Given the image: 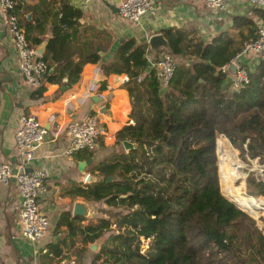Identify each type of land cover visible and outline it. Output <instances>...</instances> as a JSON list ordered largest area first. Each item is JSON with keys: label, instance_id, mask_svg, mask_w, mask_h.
Returning a JSON list of instances; mask_svg holds the SVG:
<instances>
[{"label": "trees", "instance_id": "1", "mask_svg": "<svg viewBox=\"0 0 264 264\" xmlns=\"http://www.w3.org/2000/svg\"><path fill=\"white\" fill-rule=\"evenodd\" d=\"M19 5L17 0L15 14ZM62 9L65 16L41 57L48 73L32 99L41 98L48 83L71 87L82 67L99 63L107 49L103 37L77 45L81 12L68 5ZM252 13L264 20L261 9L253 6ZM257 28L251 16L234 15L231 29L208 43L181 29H164L168 46L158 52L176 59L165 89L156 69L148 67L145 42L125 40L107 62L105 75L128 78L134 124L117 138L135 148L99 162V180L77 189L84 199L104 204L101 217L76 229L80 217L62 216L71 234L80 232L90 242L102 239L92 264H264V234L248 215L260 211L241 202L247 197L235 193L225 167H219L221 187L229 199L222 194L216 159V139L224 134L242 153L246 144L251 157L264 161V57L247 68L248 82L238 90L227 88L226 74L219 71L256 38ZM109 176L113 179L107 181ZM246 191L249 197L264 198V182L250 173ZM49 248L60 256L59 244Z\"/></svg>", "mask_w": 264, "mask_h": 264}, {"label": "crops", "instance_id": "2", "mask_svg": "<svg viewBox=\"0 0 264 264\" xmlns=\"http://www.w3.org/2000/svg\"><path fill=\"white\" fill-rule=\"evenodd\" d=\"M17 16L30 42L38 40L33 46L36 50L42 45L41 57L45 54L48 40L65 13L63 6L78 9L81 14L77 25V45L82 42L103 37L107 49L101 51L99 63H86L80 77L71 87L58 83L45 85L43 96L32 99L35 89L28 84L19 71L12 36L7 28V15L0 7V164L8 163L13 172L17 170L19 156L15 150V132L22 114L33 113L47 128L45 140L36 148L34 159L28 169H39L46 174L47 191L38 199L40 209L50 221V227L42 239L31 242L20 234L19 209L20 195L12 177L7 184L0 182V264H56L58 259L75 257L77 264H92L99 252L93 250L84 234H71L62 216L68 219L80 217L74 228H83L101 217L98 204L79 196L77 189L99 180L96 165L110 159L114 154L126 153L118 133L128 125H133L131 101L126 89V74L105 75L103 68L112 60L119 45L128 39L145 42L148 46L146 59L148 67L158 58L161 49L153 50L147 40L154 34H162L166 28L181 29L205 43L219 33L230 30L234 15H248L258 23L262 18L252 13L253 6L248 3H234L227 13H215L208 9L203 0H154V8L139 22H130L121 17L115 5L93 0L84 5L82 0H19ZM158 52V54H157ZM261 55L252 53L241 58L248 69H253ZM53 69V67H52ZM233 72L226 75V87L230 88ZM66 79H63V83ZM92 82L98 85L100 96L91 95L81 100L73 99L67 105V98L76 93L81 95ZM104 85L103 89L99 87ZM97 96L100 100L92 98ZM86 113L96 114L99 125L104 129L97 140L95 151H76L67 153L70 140L65 132L66 125L80 120ZM91 175L90 182L86 181ZM97 179V180H96ZM85 205V216L73 215L75 203ZM101 208H106L104 204ZM59 244L60 256L49 248Z\"/></svg>", "mask_w": 264, "mask_h": 264}, {"label": "built area", "instance_id": "3", "mask_svg": "<svg viewBox=\"0 0 264 264\" xmlns=\"http://www.w3.org/2000/svg\"><path fill=\"white\" fill-rule=\"evenodd\" d=\"M91 1L93 0H82V3L87 5ZM99 1L115 5L118 8L119 15L130 22H139L146 13L154 8V0ZM203 1L205 6L215 13H227L234 3H248L264 11V0ZM16 4L17 0H0V7L7 15V28L12 36L19 71L28 84L38 87L48 73V65L36 52V48L27 40L25 30L14 12ZM252 53L260 54L261 57H264V20L258 23L256 38L245 42L243 48L230 61L219 68L221 73L227 75L232 72L230 66L234 65L235 70L230 89L238 90L248 82V69L242 63L241 58ZM175 66V56L168 52H161L158 58L151 61L149 68L156 69L161 89H165L168 86L173 77ZM91 95L100 96L98 85L95 82H92L81 95L72 93L67 98V105H71L73 99L80 97L81 100H84ZM65 132L70 140L67 153L72 154L83 150L95 151L97 140L103 135L104 129L99 125L96 114L86 113L80 120L69 122L65 127ZM47 133V128L35 114H22L15 132V150L20 160L17 170L13 172L12 166L8 163L0 164V182L7 184L12 177L16 181L21 199L18 213L20 234L31 242H37L42 239L50 227L49 218L38 204V199L47 191L46 174L39 169H28V163L34 159L35 150L45 140ZM219 140L226 142L227 137L224 134H220L217 137V152ZM244 150L245 160L249 167L248 172L253 173L257 181L264 182V161L260 162L256 157H251L247 152L246 144H244ZM262 199L264 200V198ZM56 264H77V259L73 256L62 258Z\"/></svg>", "mask_w": 264, "mask_h": 264}, {"label": "rangeland", "instance_id": "4", "mask_svg": "<svg viewBox=\"0 0 264 264\" xmlns=\"http://www.w3.org/2000/svg\"><path fill=\"white\" fill-rule=\"evenodd\" d=\"M225 141H226V144L229 147V149H231L232 152H235V157L236 158L238 157L237 158V161L241 165H239V164L236 163L237 165L232 166L231 164L225 163V164L222 165V167H225L226 168L225 171H226V174L228 176V180L231 183V185L233 186V188H236V192L235 193L237 195H240V196H243V197H247L248 198L249 196H246L245 195V192L247 194V191H246V179H247V177H248V175L250 173L248 172V168L249 167L247 166L248 163L245 160V153H242L239 149H237L234 146H232L228 139L225 140ZM216 159H217V167H218V175H219V181H220V188H221L222 194L225 195L223 193L222 187H221L220 168H219V164H220V161L219 160L220 159H219V154H218L217 151H216ZM234 163H235V161H234ZM232 175H234V178L232 177ZM232 192L233 191H229V193H228L229 196L232 195L231 194ZM225 197H227V196H225ZM261 198H263V197H261ZM101 205H102V203H99L98 204V211H99L98 214H101L102 215V213L100 211ZM248 215L256 220L257 226L259 227V229L261 230V232L264 234V210L260 211L256 217L255 216H252L250 214H248ZM146 244H147V241H144L143 242V246H145V248H146ZM145 248H143V249H145Z\"/></svg>", "mask_w": 264, "mask_h": 264}, {"label": "water", "instance_id": "5", "mask_svg": "<svg viewBox=\"0 0 264 264\" xmlns=\"http://www.w3.org/2000/svg\"><path fill=\"white\" fill-rule=\"evenodd\" d=\"M116 10H118V8H116ZM146 40H147V43H148L149 47L151 49H153V50H159V49H163V48L165 49L168 46V43H167L166 39L164 38V36L162 34H154V35L150 36L148 39H146V38L142 39V41H146ZM42 47L43 46L41 45L39 47V50L38 51L36 50V52L39 53V54H42V51H41ZM230 69H231L232 72H234V70H235L234 65H231ZM51 71H52V68L50 69V72ZM92 99L95 100V101L100 100V98L97 97V96H94ZM122 144H123V146H124V148L126 150H130V149H134L135 148V145L133 143H131L130 141H127V140L123 141ZM91 178H93L91 175H87L86 181L90 182ZM112 179H113V177H111V176L107 177V181H110ZM86 214H87V210H86L85 205L82 204V203H79V202L75 203L74 209H73V215H75V216H85ZM100 242H101V239L99 238V239L95 240V242L92 243L90 245V247L93 250L97 251L99 249V247H100Z\"/></svg>", "mask_w": 264, "mask_h": 264}, {"label": "bare ground", "instance_id": "6", "mask_svg": "<svg viewBox=\"0 0 264 264\" xmlns=\"http://www.w3.org/2000/svg\"><path fill=\"white\" fill-rule=\"evenodd\" d=\"M217 148H218L219 159H220L219 160L220 161L219 167H222V165L225 163L231 164L232 166H235L237 164L241 165L237 161L238 157L237 158L235 157V152H232V150L229 149L226 142L219 140ZM234 161H235V163H234ZM232 177L234 178V175H232ZM248 198H251V199H247V198L241 199V202L245 206H247L249 209L254 210V211L264 210V200L262 198H253V197H248Z\"/></svg>", "mask_w": 264, "mask_h": 264}]
</instances>
